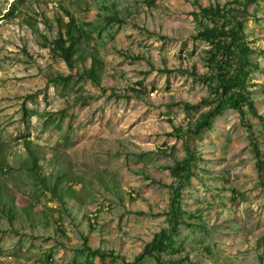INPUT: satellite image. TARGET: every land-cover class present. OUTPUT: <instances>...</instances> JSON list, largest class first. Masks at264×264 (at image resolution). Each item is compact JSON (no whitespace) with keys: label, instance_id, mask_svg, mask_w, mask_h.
Instances as JSON below:
<instances>
[{"label":"rangeland","instance_id":"rangeland-1","mask_svg":"<svg viewBox=\"0 0 264 264\" xmlns=\"http://www.w3.org/2000/svg\"><path fill=\"white\" fill-rule=\"evenodd\" d=\"M238 21L255 113L195 133ZM170 263L264 264V0H0V264Z\"/></svg>","mask_w":264,"mask_h":264},{"label":"trees","instance_id":"trees-1","mask_svg":"<svg viewBox=\"0 0 264 264\" xmlns=\"http://www.w3.org/2000/svg\"><path fill=\"white\" fill-rule=\"evenodd\" d=\"M247 1L253 3L256 0ZM234 11L239 12V9H235ZM203 14L208 18L233 17L230 11L222 10L219 7L204 9ZM239 23L238 21V24H233L228 30H223L225 28L207 29L201 33V36L210 41L212 45L210 52L211 67L213 68L211 80H213L216 85L218 101H216V103L213 104V108L202 117L200 123L195 127V133L203 129L208 124L209 120L216 113H219L224 106L229 105L238 107V105L242 103L246 104L252 112L255 113L252 102L248 98L246 84L249 56L254 50L250 48L244 40ZM134 92L138 95L141 94L140 90ZM254 149L257 161L261 165L259 151L257 148ZM195 168L196 166L189 165L186 166V168H180L179 171H177V169H172V173L175 177H178L180 182L187 183L191 177L195 176ZM172 208L173 212L168 219L170 228L167 229V231H163L160 235H157L153 240V246L150 252L153 256H156L154 253L155 251L163 253L170 248L169 245L173 243L171 233L175 232L176 227L180 225L181 220L184 219L183 211L179 206L178 200L172 201ZM157 259L159 260L160 257L157 256Z\"/></svg>","mask_w":264,"mask_h":264}]
</instances>
